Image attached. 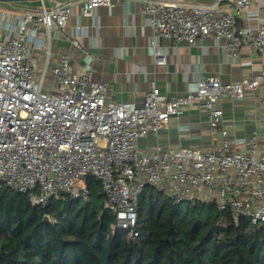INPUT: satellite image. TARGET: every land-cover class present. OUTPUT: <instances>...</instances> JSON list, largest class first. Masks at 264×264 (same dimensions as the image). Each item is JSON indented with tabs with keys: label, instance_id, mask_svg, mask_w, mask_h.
I'll return each mask as SVG.
<instances>
[{
	"label": "built area",
	"instance_id": "1",
	"mask_svg": "<svg viewBox=\"0 0 264 264\" xmlns=\"http://www.w3.org/2000/svg\"><path fill=\"white\" fill-rule=\"evenodd\" d=\"M16 14L0 8V184L27 195L32 207L45 208L63 191L75 199L87 197L84 179L102 184L105 209L116 214L114 229L137 237V208L146 185L164 189L174 204L197 200L231 210L235 221L264 224V151L257 130L250 138H232L224 125V95L242 100L247 90L264 84V70L239 82L223 83L207 76L184 95L168 97L155 82L138 107L113 102L108 85L92 71L70 72L64 55L49 67L55 33L65 35L70 3L40 0ZM125 0H86L82 14ZM262 0H233L235 11L249 10ZM143 14L154 31L157 65H166L158 38L196 44L204 37L223 41L227 54L237 58L244 46L264 52V23L256 29L240 27L225 0L209 4L190 0H143ZM16 4V3H7ZM81 30L69 36L81 48ZM155 39H157L155 41ZM44 60L36 78L34 57ZM56 86L44 88L51 74ZM206 113L210 132L219 138L211 148L180 147L154 152L138 142L157 135L184 107ZM264 107V99L262 100ZM245 147L246 151H241ZM79 181L83 185H79Z\"/></svg>",
	"mask_w": 264,
	"mask_h": 264
},
{
	"label": "crops",
	"instance_id": "2",
	"mask_svg": "<svg viewBox=\"0 0 264 264\" xmlns=\"http://www.w3.org/2000/svg\"><path fill=\"white\" fill-rule=\"evenodd\" d=\"M70 3L73 14L69 17L66 34L55 33L51 45L49 67L53 68L61 57H70V72L92 71L96 80L108 85L113 102H130L141 107L146 93L155 82L168 97L187 94L197 88V83L214 76L223 83L239 82L264 70V52L244 46L237 58L227 54L223 41L204 37L194 45L182 40L174 43L168 38H158L157 45L165 50L166 65H157L152 42L154 31L148 17L143 14V0H125L112 7L101 6L91 16L82 14L86 0H46ZM209 4L213 0H190ZM229 10L235 11L233 0H225ZM41 1L27 4H7L8 10L20 14ZM240 27L256 29L264 23V0L249 10L235 11ZM81 30L82 47H76L69 36ZM44 58L34 57L35 75L40 77ZM56 78L49 74L44 88L56 86ZM264 84L257 90H247L242 100L224 95L221 106L224 125L232 138L248 139L255 130L261 138L264 151ZM217 135L210 132L206 113L196 106L184 107L182 114L171 117L167 126L157 135H149L138 142L141 149L154 152L157 145L164 149L180 147L211 148ZM245 152L246 148L241 147Z\"/></svg>",
	"mask_w": 264,
	"mask_h": 264
},
{
	"label": "trees",
	"instance_id": "3",
	"mask_svg": "<svg viewBox=\"0 0 264 264\" xmlns=\"http://www.w3.org/2000/svg\"><path fill=\"white\" fill-rule=\"evenodd\" d=\"M84 182L87 197L62 194L45 208L0 184V264H264V224L208 201L176 205L146 185L130 237L114 229L102 184Z\"/></svg>",
	"mask_w": 264,
	"mask_h": 264
},
{
	"label": "water",
	"instance_id": "4",
	"mask_svg": "<svg viewBox=\"0 0 264 264\" xmlns=\"http://www.w3.org/2000/svg\"><path fill=\"white\" fill-rule=\"evenodd\" d=\"M38 0H0L2 3H25V2H34ZM63 195L69 196V193L66 191L62 192Z\"/></svg>",
	"mask_w": 264,
	"mask_h": 264
},
{
	"label": "rangeland",
	"instance_id": "5",
	"mask_svg": "<svg viewBox=\"0 0 264 264\" xmlns=\"http://www.w3.org/2000/svg\"><path fill=\"white\" fill-rule=\"evenodd\" d=\"M38 1H40V0H38ZM34 2H36V1H34ZM31 3H33V2H31ZM0 8L8 9L7 8V3H1L0 2ZM79 185H83V182L82 181H79Z\"/></svg>",
	"mask_w": 264,
	"mask_h": 264
}]
</instances>
